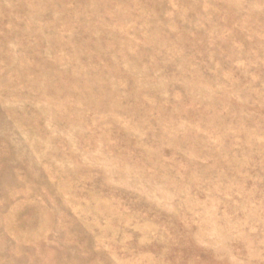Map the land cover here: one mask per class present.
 I'll return each mask as SVG.
<instances>
[{
  "label": "rangeland",
  "instance_id": "obj_1",
  "mask_svg": "<svg viewBox=\"0 0 264 264\" xmlns=\"http://www.w3.org/2000/svg\"><path fill=\"white\" fill-rule=\"evenodd\" d=\"M0 264H264V0H0Z\"/></svg>",
  "mask_w": 264,
  "mask_h": 264
}]
</instances>
